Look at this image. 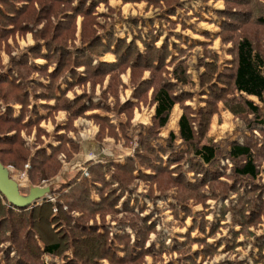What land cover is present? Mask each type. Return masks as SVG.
<instances>
[{
  "label": "trees",
  "instance_id": "1",
  "mask_svg": "<svg viewBox=\"0 0 264 264\" xmlns=\"http://www.w3.org/2000/svg\"><path fill=\"white\" fill-rule=\"evenodd\" d=\"M147 1L162 12L156 18L164 23L167 16L175 15L182 7L179 0ZM210 1L223 3V8L214 13L219 19L220 43L227 46L229 60L220 61L215 52L202 45V56L196 65L202 72L198 75L197 91L192 93L183 91L184 87L195 86L188 64L180 59L181 53L166 62L171 50L166 42L156 46L160 27H153L152 21L145 32L143 22L139 21L140 27L136 28L138 21H131L134 37L127 42L111 30L102 37L96 36L93 13L97 0H0V49L10 60L7 68L0 60V165H12L16 174L26 172L30 188L39 187L42 179L53 183L48 193L51 201L43 198L20 207L8 206L0 192V264H45L44 256L59 258L62 264H144V257L152 256L156 264L162 255L153 254L152 246L145 248L148 235L154 231V216L134 196L139 184L147 189L144 196L151 199L176 190L182 199L172 195L179 199L184 212L190 211L187 206H202L185 235L200 229L204 237L197 240L199 246L203 245L206 258L213 256L209 254L216 247L206 242L204 212L209 210L208 199L224 201L229 192L235 194L231 208H235L241 228L230 234L242 236L243 242L255 240L254 230L260 224L257 219L263 209L259 202L262 190L255 182L259 164H264V145L257 147L253 140L236 142L221 157L207 132L217 103L222 102L223 108L237 119L259 114L254 103L236 101L228 92L264 104V0ZM78 17L83 21L77 46ZM27 34L36 44L13 56L18 49L15 36L23 38ZM135 41L141 43V50ZM172 46L180 52L177 45ZM105 54L113 55L114 62H101L99 59ZM127 70L133 101L120 104L119 95L125 89L120 76ZM145 72L148 78L142 80ZM195 95L203 98L204 104L198 109L186 104ZM140 105L154 107L150 137L157 136L173 106L178 105L182 111L179 138L188 150L172 153L163 167L158 154L161 148L139 136L132 156L125 157L123 163H116L114 158L88 161L83 165L84 173L75 170L70 177L65 173L66 180L61 178L64 165L70 166L80 152L78 140L69 136L77 133L74 121L83 118L96 125L97 142L108 137L115 142L124 140V147L130 148L132 141L125 136V130ZM59 112L65 113V121L55 126ZM89 112L97 113L87 115ZM111 113L122 115L125 122L113 124L108 117ZM46 122L54 126L53 133L41 127ZM31 137L33 142L29 144L26 139ZM173 138L170 134L168 140ZM161 152L164 153L162 149ZM176 157L182 162L186 159L185 170L194 173L193 183L184 181L180 172L176 175L177 168L172 169L180 163L171 161ZM142 170L149 171L150 178L143 180L139 176L136 180L133 174ZM126 193L128 198L124 199ZM166 209L172 211L171 215L176 213L172 203ZM227 210L224 205L221 207L220 223ZM107 217L121 234L110 236ZM217 225L210 229V236L220 232L221 225ZM125 228L135 235L131 246ZM257 243L255 259L261 258L264 263V237ZM191 244L185 242L177 250L181 262L194 263ZM209 246L212 247L208 250ZM175 252V244L159 251L170 255Z\"/></svg>",
  "mask_w": 264,
  "mask_h": 264
},
{
  "label": "rangeland",
  "instance_id": "2",
  "mask_svg": "<svg viewBox=\"0 0 264 264\" xmlns=\"http://www.w3.org/2000/svg\"><path fill=\"white\" fill-rule=\"evenodd\" d=\"M188 2H193V5L198 4L197 1L194 0H188ZM209 3V2H208ZM199 7H206L201 5L200 3L198 4ZM189 7H191L189 5ZM143 6H139V9L137 10L136 13L138 15L136 16H143ZM188 13V12H187ZM149 15V14H148ZM148 15H145L144 17H150ZM188 16H185L186 19L190 17V12L187 14ZM135 16V17H136ZM152 19V18H151ZM165 25V24H164ZM166 26V25H165ZM163 32L168 34L167 29H162ZM177 31V28H176ZM186 33V32H185ZM184 37V36H183ZM19 46L22 47L23 43L22 41L19 42ZM215 47V45H214ZM24 48V47H22ZM217 49V48H216ZM2 55L4 58V52L0 49V60L2 61ZM202 56V51L200 50L199 46L197 44H192L189 50V53L186 56V63L188 64L189 68L192 71V75L194 79L192 80L195 86L193 88H190V86L184 87L183 91L185 92H196L197 91V81H198V71L201 70L202 68L199 67V69H196L197 61L199 58ZM229 60V58H228ZM4 63L7 65V59L4 58ZM5 67V66H4ZM7 68V66H6ZM229 97L233 95L235 97L234 99L236 101L239 100H248L254 103L258 108H259V114H257V117H254L253 115H248L245 118L246 119H237L234 118L227 110L223 108V103H217L216 104V113L212 116L214 117V123H212V127L209 125V130H208V137L211 139L213 144L215 145V148L217 149L219 155L222 157L227 153V150H229V147L234 144V143H244L246 141L253 140L254 144L257 145V147H261V145H264V104L260 103L257 101V99L252 98V97H247V96H240L236 93H229ZM232 94V95H231ZM98 96L99 94L96 93ZM127 93H125L126 97ZM123 99V98H122ZM203 100L202 97H199L195 95L192 100L187 101L186 103H189V105L193 109H198L203 106L204 103H201ZM112 106V104H111ZM16 108V107H15ZM17 109V108H16ZM97 113V112H94ZM179 111L177 110L176 107L173 108L171 111V118H169L168 123H167V129L165 126V131H161V133L164 136H160V138L156 140H150L151 144H153L157 149L161 148L164 153L162 154L161 149L159 151V156L163 161V167L166 166V162L168 160V157L172 153H179L183 151H187L188 148L186 144H183L177 134H173V131L175 130V123L177 120V116L179 115ZM141 114L143 115L142 121H144L145 124L139 125L135 127V124L133 127H131L128 132L130 137L133 139V142L130 144L129 149H124L120 145H115L113 144L112 141L110 140H105L102 144H96L94 141H92V136H93V127L90 125L92 124L89 121V124L86 125L83 123V125L79 126V134L81 137H85L83 141V144H85L84 148V154L81 155V157H78L77 160L74 162L72 165V168L75 170H80L84 171V163L88 161H97V160H102L104 158H114V161L116 163H123L124 158L132 156V153L134 149L136 148L137 145V140L136 136L138 134L145 135L146 130L148 128L149 122V116L151 114L150 110L147 109H142ZM101 116H104L103 114ZM114 120V123H118L120 120H122L121 116L116 115L115 113H111L108 115ZM211 118V119H212ZM64 120V119H63ZM85 120V119H84ZM137 120H139V117H137ZM57 121L61 123V118L60 115L57 116ZM82 120L77 121V123H81ZM263 123V124H262ZM261 124V125H260ZM96 128L97 126L94 125ZM227 126V127H225ZM41 127L44 128L46 131L49 132V134L53 133L54 127L44 125L43 123L41 124ZM95 129V128H94ZM170 129V130H168ZM176 133V131H174ZM173 135V140L169 141L166 138L169 135ZM176 135V136H175ZM75 137L78 139V132L75 134ZM247 137V138H244ZM82 138V139H83ZM26 141L31 144L33 142V137L27 138ZM49 142V140H48ZM47 145V144H46ZM45 145V146H46ZM82 154V152H81ZM60 158V157H59ZM170 161V160H169ZM171 161H178L180 162L179 164L175 163L176 167L178 170L176 171L177 173H181L183 176L182 178L184 181H187L188 183H193L194 182V176L192 172L185 170V165H186V159L182 162L180 157H176L171 159ZM260 162L262 160L260 159ZM224 163H229V162H224ZM223 163V164H224ZM3 167L4 170H2V173L5 177V183H8V185H2L1 189L7 193L8 186L12 188L11 194L18 200H22V202L18 201V203H26V202H39L43 198H48V193L50 192L52 188V182L47 183L46 180L42 179L41 184L39 187H34V188H25L24 182L26 181L27 174L24 172L23 174H16L13 171L12 165H5ZM259 173L256 179V187H259L260 190H262L261 194L259 195V202L260 205L263 206L262 212L258 217L257 222L258 228L254 230L255 233V240H252L250 242H243L244 238L242 236L239 237V235L232 236L230 232H238L239 228L241 226L239 225L238 218L239 216H235V208H231V206L234 205L235 203V194H232V192L228 193V197L226 200L222 201L221 199L214 200V199H208L207 204H208V211H205V219L206 220V229L207 233V239L206 242L210 245H214V251L209 254L210 258H206V253H203V245L199 246L198 240L200 238H203L204 235H202V232L200 229H194L192 232H189L187 235V231H189L195 222V218H197V213L201 212V205L199 206H187V208L190 211L184 212L183 207H180V202L179 199L175 198L176 194L178 198L182 199V195L179 194L176 190L169 191L167 192L166 196H160L157 194V197L151 199L146 196H144L147 192V189L144 188L143 185L139 184L137 190L134 192L135 197L138 198V200H141V203H145L148 207V213H151L154 216V231L151 232L148 235V239L145 242V248H148L149 246L153 247L152 253L155 255L161 254L162 258L161 261H157L156 264H187L184 262H181L182 260L179 257L178 249H180L185 242L190 245V250L192 252H195L194 256V263L190 264H264L261 258L255 259V252H256V245L258 244L257 241H259L261 238L264 237V164H259ZM27 169V166H26ZM75 170L68 172L66 174V177H70L74 174ZM141 170V169H140ZM84 173V172H83ZM150 174L149 171L142 170L139 173L133 174V177L138 179L140 176L143 180H147L150 178L148 176ZM174 174V173H173ZM175 175V174H174ZM13 179V180H12ZM15 179V180H14ZM179 179V178H176ZM28 180V178H27ZM135 182L132 184L134 185ZM227 184V183H225ZM20 185V187H18ZM228 186H232L230 182L227 184ZM130 188H133L131 186ZM248 189L252 188V184L247 187ZM246 188V189H247ZM243 190V189H242ZM127 191V190H126ZM155 191V189H154ZM209 196V190L207 189V197ZM127 193L126 196H124V199H127ZM49 199V198H48ZM95 199V198H94ZM123 199V200H124ZM51 201V199H49ZM120 201V204L123 202ZM7 205L9 206L10 204L7 202ZM169 203H172L176 207V213L171 215V210L167 211V205ZM190 204V203H189ZM27 205V204H26ZM225 206L228 208L226 211L225 215L223 216V221L220 223L218 221L219 219V213L221 211V207ZM249 213L247 212L245 215H248ZM108 220V230L110 232V236L115 237L116 235L121 234L122 232H118L119 229H116L113 227L114 223H111L109 220V217H107ZM220 223V224H219ZM218 224V225H217ZM215 225L219 226L221 225V230L218 232L215 237L210 236L209 231L212 229ZM253 228V226L250 228V230ZM126 233L130 237V246L133 244L135 235L134 233L125 228ZM118 232V233H117ZM190 236V238H188ZM253 239V238H252ZM184 241V242H183ZM175 244V249L176 252L173 253L172 255L170 254H164V253H159L161 247L162 249L166 248H171ZM209 246L207 248L208 250L212 247ZM192 252H190V255L192 256ZM262 255V253H261ZM45 264H62L60 259L57 258H52L51 256H46L44 260ZM172 262V263H169ZM101 264H108L105 261H101ZM144 264H153L152 256H145L144 257Z\"/></svg>",
  "mask_w": 264,
  "mask_h": 264
},
{
  "label": "crops",
  "instance_id": "3",
  "mask_svg": "<svg viewBox=\"0 0 264 264\" xmlns=\"http://www.w3.org/2000/svg\"><path fill=\"white\" fill-rule=\"evenodd\" d=\"M97 1H98V3L96 5L94 13H93V16H95V18H96L95 19L96 25H94L96 36L98 35V36L102 37V35L105 32H108L109 30H111L114 32L115 36H117L119 38L125 37L126 41L130 42L132 40V37H134L133 35H134V31H135L134 26L132 25L131 21H134V20L138 21L137 25H135L136 28L140 27L139 21L143 22L145 24V26L142 27L143 32H145V28H149V25L152 24L149 22L152 21L153 27H157V26L160 27V36L156 42V46L159 47L164 42H166L168 45V49L171 50V56L167 58L166 62H169V60L173 56H176V54L178 55L180 53H181L180 59L186 61V56L189 53V50H190V47L192 44H197L201 51H202V48H201L202 45L208 46V48L210 50H212L213 52H215L219 56L220 61H223V60L229 58V56H227L225 53L227 46H224L220 43L219 28H218L219 19L217 18V16L214 13V12L221 10L223 8V3L221 1L213 2V1L209 0V1L204 2L202 0H194V1H197L198 4L200 3L201 5L206 6V7H199L198 4L193 5V2H188V0H179L182 7L177 10V13L175 15L167 16V21L165 23L163 21H159L156 18L157 15L159 13H162V12L158 8H155L152 5H149L147 0H141V1L136 2V3H124L122 0H97ZM189 5L191 7H189ZM139 6H143V9H144L143 10V16H141V17L136 16V15H138V13H136V12L139 9ZM187 12L188 13L190 12V17L186 18V19H182V18H185V16H188ZM145 15H148V16L151 15V16L150 17H147V16L144 17ZM82 21H83V19L81 17H78L75 21V38H76L77 46L79 45L78 43L80 41ZM40 27L41 26H39V28ZM163 28L167 29L168 34L163 32V30H162ZM176 28H177V31H176ZM15 40H16V43L18 45V49L14 50V52L12 53L13 56H18L21 53L27 52L28 49H30L31 47H33L36 44V42L33 40V37L31 34H27L23 38L15 36ZM21 41L23 43L22 47H24V48L19 46V42H21ZM8 43L11 45L12 41L9 39ZM135 44L139 48V50L142 49V45L139 41H135ZM173 44L177 45L179 47L180 52H176L173 49V46H172ZM214 45H215V47H214ZM4 58H6L8 61L7 65H5L6 62L4 63V61H3ZM4 58L2 55V61L1 62L5 67L6 66L8 67L10 64V60H9L8 55L5 54ZM99 60L101 62H104V63H112V62H114V56L111 54H105ZM35 62H37L38 64H43L42 60H37ZM170 69L171 68H169V70ZM196 69L198 70L199 68H196ZM201 72H202V69L198 71L197 75H199ZM188 73L191 75L192 80H193L194 77L192 75V71L190 68L188 69ZM120 78H121L122 83L125 86V89L119 95L120 104H122L126 101H133V98H132L133 91L129 85V81H130L129 70H127L125 74L121 75ZM147 78H148V72H145L143 74L142 80L147 79ZM106 83H107V81L104 82L102 90H105ZM76 93L81 94V91L79 89H76ZM125 93H127L126 97H125ZM97 94H98V89H97ZM68 97L72 98V94H68ZM108 104H110V107H111V100L110 99L108 101ZM186 104L189 105V103H186ZM174 107H176L180 113L177 116L176 122H174L175 123V125H174L175 130L174 131H176V133H174V131H173V134H177L179 137L178 122H179V119L182 115V111L180 110L178 105H174L173 108ZM173 108L171 109V111L173 110ZM142 109H147V110L151 111V114H150L149 119H148L149 125H148V128L146 130V134L145 135L138 134L136 136V140L138 139L139 136H143V138L151 144L150 140L151 141L156 140V139L160 138V136H164L161 133V131H165L164 130L165 126L167 129V123H168V121H167L166 125L158 131V134L156 137H150L149 136V128H150V124H151V119H152L153 114H154V107L140 105L139 108L134 109L133 118L130 121L129 127H127L125 130V136L133 142V139L130 137L128 130L131 127H133L134 124H135V127L142 125V124H145L144 121H142V120H144L143 119L144 117L141 114ZM171 111H170L168 120H169V118H171ZM92 113H94V112H89V113H87V115L92 114ZM58 115H60V118L62 121L61 123H59L57 121ZM121 117H122V120H120L118 123H114V120L112 121V123L113 124H123L125 122V119L122 115H121ZM137 117H139V120H137ZM79 120H82V122L77 123V121H79ZM214 120L215 119L213 117L210 121V127H212V123H214ZM64 121H65V113L59 112L55 117V123H56L55 126L56 125H62ZM83 123L88 125L89 121L84 120L83 118H79L76 121H74V123H73V126L76 128V131L78 132V139L74 136L73 133L69 134V136L73 140H78V143L80 146V152H79V154L75 155V161L77 160L78 157H81V155L84 154L85 144H83V141L86 138V135L83 138L79 134L80 133L79 132V126L80 125L82 126ZM43 124L45 126L46 125L51 126V128L53 126L50 122H46ZM90 125L93 127L92 128L93 129L92 141H94V143H96L97 145L102 144L105 140H110L115 145H120L124 149H129V148L124 147V140H120L118 142H115L113 139L105 137L102 140V142H97L96 141V134L98 132V128H96L93 123ZM225 127H227V126H225ZM168 130H170V129H168ZM119 137H121L120 134H119ZM167 139H168V136L166 138V141H167ZM151 145L153 147H155L153 144H151ZM155 148H157V147H155ZM81 152H82V154H81ZM61 158L62 157H60V159ZM74 162L70 166L64 165V170L60 175L62 179L66 180L64 177L65 173H68V172L75 170L72 168V165L74 164ZM27 181L28 180L26 178V181L24 182L25 188H30L27 185ZM47 183H48V181H47ZM18 187H20V185ZM113 227H114V225H113ZM45 257L46 256L43 257L44 260H45ZM52 258H55V257H52ZM57 259H59V258H57ZM61 263H62V261H61Z\"/></svg>",
  "mask_w": 264,
  "mask_h": 264
},
{
  "label": "water",
  "instance_id": "4",
  "mask_svg": "<svg viewBox=\"0 0 264 264\" xmlns=\"http://www.w3.org/2000/svg\"><path fill=\"white\" fill-rule=\"evenodd\" d=\"M2 170H3V167L0 165V192L4 195L5 199L7 200V202L10 204V205H13V206H25L26 204H30L31 202H26V203H18V201H20L19 199L17 200L12 194V188L10 186H8V189H7V193H5L4 190H2L1 186L3 185H8V183H5V177L2 173ZM22 202V201H20Z\"/></svg>",
  "mask_w": 264,
  "mask_h": 264
}]
</instances>
